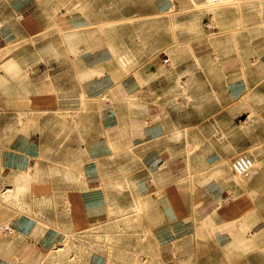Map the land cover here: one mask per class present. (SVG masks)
Listing matches in <instances>:
<instances>
[{
  "label": "crops",
  "instance_id": "1",
  "mask_svg": "<svg viewBox=\"0 0 264 264\" xmlns=\"http://www.w3.org/2000/svg\"><path fill=\"white\" fill-rule=\"evenodd\" d=\"M118 3L130 9L119 16ZM169 3L0 0V47L6 41L16 43L25 38L30 52L33 44L35 51L38 47L59 50L63 58L56 66L62 68V75L63 69L70 72L73 84H78L61 83L66 89L63 98L68 105H79L82 99L86 107L79 108L85 110L81 120L92 122L48 140H43L33 121L19 126L11 137L1 136L0 175L33 170L41 163L42 148L46 147L66 148L69 156L72 153L73 173L65 171L58 180H43L36 174L43 182L35 194L41 210L38 215H20L9 222V233L16 237L0 249V264H264V223L247 234L244 223H199L205 215L200 219L183 215L196 203V197L190 200L173 183L181 179L179 171L162 168L164 149L178 146L163 140V120L157 114L149 118L148 113L133 118L111 102L135 98L141 87L153 85L151 74L161 69L160 61H153L144 69L125 73L114 54L117 41L111 38V27L116 28L119 17L136 12H170L174 7ZM255 3L264 5V0H233L231 5L252 7ZM232 8L219 10L231 14ZM205 12L196 11L188 21L194 35L203 31L198 15ZM247 16L253 23V13ZM216 35L207 41L221 43ZM3 54L0 52V57ZM129 54L125 51L119 59L125 62ZM2 58L0 68L5 66ZM11 70L15 77L21 75L18 69ZM0 85L12 87L2 70ZM75 86L76 91L70 90ZM240 86L228 83L227 91L237 94ZM201 196L202 204L219 201L215 189L208 188ZM220 206L210 216L220 213ZM117 218L121 220L116 223Z\"/></svg>",
  "mask_w": 264,
  "mask_h": 264
},
{
  "label": "rangeland",
  "instance_id": "2",
  "mask_svg": "<svg viewBox=\"0 0 264 264\" xmlns=\"http://www.w3.org/2000/svg\"><path fill=\"white\" fill-rule=\"evenodd\" d=\"M204 1L200 5L199 0H168L174 7L170 12L149 10L146 15L136 12L117 19L116 28L111 27L115 29L111 38L117 41L113 50L125 73L144 69L153 61H160L161 69L151 74L153 85L141 87L135 98L111 102L133 118L147 117L148 113L149 118L157 114L163 120V140L177 142L178 146L164 149L162 168L179 171L181 179L173 183L190 200L196 197V203L183 215H205L199 223H244L247 234H251L253 226L264 223V23L260 22L264 21V5L242 7L231 5L233 0L217 4ZM226 6H233L231 14L219 10ZM127 9V4H117L119 16ZM215 10L219 11L211 13ZM196 11H206L198 15L203 30L198 35L188 27ZM249 12L253 13L251 24ZM215 34L221 43L207 41ZM28 42L25 38L16 43L6 41L0 47L4 53L0 58L5 60L0 70L12 86L3 89L0 85L4 92H0V138L11 137L19 126L32 121L40 127L43 140L92 124L81 120L85 110L80 109L86 107L82 99L79 106L68 105L63 98L66 89L61 83H75L70 72L66 74L63 69L62 75V68L56 66L63 58L61 52L39 47L35 51V44L30 52ZM125 51L130 53L129 59L122 62L119 58ZM164 58H168V64L162 63ZM12 68L21 75L15 77ZM233 82L241 85L238 95L227 91L228 83ZM77 86L70 90L76 91ZM103 98L109 100V95ZM242 112L246 114L238 116ZM67 151L42 148L41 163L33 170L0 175V249L5 248V241L16 237L9 230L12 219L41 210L35 194L43 182L36 174L43 180H58L65 171L73 173V154L69 156ZM237 156L252 160L249 175L232 172L230 165ZM10 187L13 191L8 190ZM208 188L215 189L218 203H201V194ZM218 206L220 213L210 216ZM120 220L117 218L116 223Z\"/></svg>",
  "mask_w": 264,
  "mask_h": 264
},
{
  "label": "built area",
  "instance_id": "3",
  "mask_svg": "<svg viewBox=\"0 0 264 264\" xmlns=\"http://www.w3.org/2000/svg\"><path fill=\"white\" fill-rule=\"evenodd\" d=\"M220 1L221 0H210V2L213 4H217ZM207 27H209V25H207ZM168 62H169L168 58H164L162 60L163 64H168ZM252 168H253V162L247 156H237L231 162L232 172L238 176L249 175L252 171Z\"/></svg>",
  "mask_w": 264,
  "mask_h": 264
},
{
  "label": "bare ground",
  "instance_id": "4",
  "mask_svg": "<svg viewBox=\"0 0 264 264\" xmlns=\"http://www.w3.org/2000/svg\"><path fill=\"white\" fill-rule=\"evenodd\" d=\"M247 119V118H246ZM17 122H19V121H17ZM238 128H240V126L238 127ZM225 164V163H224ZM231 166V165H230ZM255 169V168H254ZM228 170H229V168H228ZM229 183V182H228ZM227 183V184H228ZM233 183H234V181H233ZM241 183V182H240ZM234 185V184H233ZM237 186V185H236ZM5 190V189H4ZM8 190H10V191H13V189L10 187V188H8ZM7 190V191H8ZM260 220V219H259ZM8 222V221H7ZM6 230H7V228H5ZM55 252V251H54ZM147 264V263H146Z\"/></svg>",
  "mask_w": 264,
  "mask_h": 264
}]
</instances>
